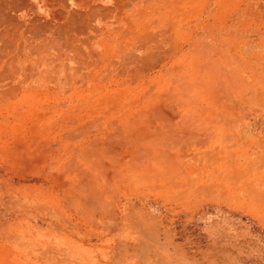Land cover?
<instances>
[{
	"label": "rangeland",
	"instance_id": "obj_1",
	"mask_svg": "<svg viewBox=\"0 0 264 264\" xmlns=\"http://www.w3.org/2000/svg\"><path fill=\"white\" fill-rule=\"evenodd\" d=\"M141 3L1 39L0 264H264V0Z\"/></svg>",
	"mask_w": 264,
	"mask_h": 264
},
{
	"label": "crops",
	"instance_id": "obj_2",
	"mask_svg": "<svg viewBox=\"0 0 264 264\" xmlns=\"http://www.w3.org/2000/svg\"><path fill=\"white\" fill-rule=\"evenodd\" d=\"M11 1L12 0H0V2H4V3H0V15H1L0 20H2V22H0V25L2 23L0 28H5V26H8L6 28H12L11 26L19 27V25H15L16 21L19 24L21 23L20 25L26 24L28 26V24H30V23L34 24L33 26H35L36 28L37 27L38 28L54 27V28H58V29L61 28L59 37H64V38L62 41H61V38L59 39L60 44L65 45L66 48L68 47L67 48L68 50L67 49L64 50L65 52H64V56L62 59L67 57L68 59H70V61H72V58L75 56H73L74 54L73 55L70 54L69 51H70L71 46H74L75 44L76 45L83 44V45H86V47L89 46L90 51L92 49L95 50L97 42H98L96 38L98 35L97 30H98V26H99L98 25V20H99L98 14H99V12L104 11L106 13H109V14H111V18L116 17V19H119L120 21H124V22H125L126 18L123 17V13H127L129 15H132L133 18L135 17L137 19L141 18V14L145 13L147 11L158 13V14L161 13V11L159 9H156V8L147 10L148 8H146L144 6L140 7L141 0H125V1L119 0V2H118V0H51V1L50 0H24V4H23V2L20 3L21 0H13L12 2ZM62 1L65 3H63ZM11 4L14 7L13 6L8 7ZM127 4L128 5L131 4V6H133V8L132 9H127V8L125 9L124 6H126ZM1 5H3V6H1ZM11 7H13V8H11ZM21 7H23V8H21ZM14 8H15V10H14ZM99 8L100 9L102 8V9L100 10ZM98 9H99V11H98ZM1 10L3 13L7 14L6 17H5V15L4 16L2 15L3 13L1 12ZM89 10H91V11H89ZM7 12H9V14ZM73 12H74V15H73ZM76 12L77 13L82 12V13L81 14L79 13V15H78ZM117 12H119V13H117ZM174 12L176 13L177 10L175 9ZM89 13H90V17L94 14L95 19H94V15H93V17H91L92 19L90 18L91 20H89V16H88ZM172 13H173V10H172ZM82 14H84L83 15L84 17L82 16ZM10 15H12V17L14 16V18H15V19L12 18L13 22H12V19H8V17H10ZM77 18H79V19H77ZM82 18L85 21L81 20ZM7 19L9 21H7ZM68 19H71V20H68ZM74 19L76 20L77 23L74 22L75 21ZM122 19H124V20H122ZM101 20H102V18H101ZM79 22H80V24H79ZM83 22H86V23H83ZM8 23H10V24L7 25ZM43 23H45L46 25ZM73 25L74 26L76 25L75 29H74ZM82 25L85 27L83 28ZM91 28L93 29V31ZM77 29L79 30V33H78ZM83 29L85 31H83ZM95 29H96V31H95ZM80 31L83 32L84 35ZM72 35H73V37H72ZM69 36H70V38H69ZM67 43H69V45H67ZM83 55H85V54H83ZM86 55H88V54L86 53ZM89 55H91V56L95 55L94 59H96V53L95 52L91 51L89 53ZM91 83H92V81H91ZM90 86L92 87V84H90ZM93 86H96V82H94V81H93Z\"/></svg>",
	"mask_w": 264,
	"mask_h": 264
},
{
	"label": "bare ground",
	"instance_id": "obj_3",
	"mask_svg": "<svg viewBox=\"0 0 264 264\" xmlns=\"http://www.w3.org/2000/svg\"><path fill=\"white\" fill-rule=\"evenodd\" d=\"M12 1H13V0H12ZM12 1H11V2H12ZM50 1H51V0H50ZM124 1H125V0H124ZM6 2H7V1H6ZM11 2H10V3H11ZM22 2H23V4H24V0H23V1L21 0L20 3H22ZM62 2H63V1H62ZM118 2H119V0H118ZM131 2H132V1H131ZM0 3H4V2H0ZM20 3H19V4H20ZM63 3H65V2H63ZM8 4H9V3H8ZM111 4H112V3H111ZM133 4H134V3H133ZM1 6H3V5H1ZM10 6H13V5L11 4V5H9L8 7H10ZM6 7H7V6H6ZM13 7H14V6H13ZM13 7H11V8H13ZM40 7H41V6H40ZM66 7H67V6H66ZM102 7H103V6H102ZM107 7H108V6H107ZM124 7H125V6H124ZM2 8H3V7H2ZM21 8H23V7H21ZM21 8H20V9H21ZM103 8H104V7H103ZM121 8H122V7H121ZM26 9H27V8H26ZM26 9H25V10H26ZM99 9H100V8H99ZM99 9H98V11H99ZM101 9H102V8H101ZM101 9H100V10H101ZM122 9H123V8H122ZM187 9H188V8H187ZM5 10H6V9H5ZM14 10H15V8H14ZM48 10H49V9H48ZM119 10H120V9H119ZM87 11H88V10H87ZM89 11H91V10H89ZM95 11H96V10H95ZM111 11H112V10H111ZM1 12H2V10H1ZM11 12H12V11H11ZM58 12H59V11H58ZM58 12H57V13H58ZM62 12H63V11H62ZM70 12H71V11H70ZM113 12H114V11H113ZM119 12H120V11H119ZM119 12H117V13H119ZM173 12H174V11H173ZM2 13H3V12H2ZM7 13L9 14V12H7ZM15 13H16V12H15ZM76 13H77V12H76ZM79 13L81 14L82 12H78L77 14L79 15ZM141 13H142V12H141ZM29 14H30V13H29ZM84 14H85V13H84ZM84 14H82V16H83ZM95 14H96V13H95ZM99 14H100V13H99ZM101 14H104V12L102 11ZM139 14H140V13H139ZM139 14H138V15H139ZM155 14H156V13H155ZM2 15H3V16L5 15V17H6L7 14L4 13V14H2ZM17 15H18V14H17ZM30 15H31V14H30ZM73 15H74V12H73ZM93 15H94V14H93ZM93 15H92L91 17H93ZM104 15L107 16V14H104ZM158 15H159V14H158ZM181 15H182V14H181ZM0 16H1V15H0ZM21 16H22V15H21ZM88 16H89V20H91L92 18L90 17V13L88 14ZM119 16H120V15H119ZM131 16H132V15H131ZM73 17H74V16H73ZM83 17H84V16H83ZM181 17H182V16H181ZM12 18H14V16L12 17V15H10V17H8V19H12ZM38 18H39V17H38ZM41 18H42V17H41ZM64 18H65V17H64ZM90 18H91V19H90ZM102 18H103V16H102ZM117 18H118V17H117ZM134 18H135V17H134ZM178 18H179V17H178ZM8 19H7V21H9ZM14 19H15V18H14ZM77 19H79V18H77ZM94 19H95V15H94ZM143 19H144V18H143ZM68 20H71V19H68ZM74 20H75V19H74ZM74 20H73V21H74ZM81 20H83V18H82ZM122 20H124V19H122ZM125 20H126V19H125ZM15 21H16V20H15ZM15 21H14V22H15ZM83 21H85V20H83ZM0 22H2V20H0ZM12 22H13V19H12ZM30 22H31V21H30ZM62 22H63V21H62ZM71 22H72V21H71ZM74 22H76V20H75ZM88 22H89V21H88ZM123 22H124V21H123ZM125 22H126V21H125ZM125 22H124V23H125ZM76 23H77V22H76ZM83 23H86V22H83ZM103 23H106V22H103ZM103 23H102V21H101L100 19L98 20V25H101V24H103ZM187 23H188V22H187ZM9 24H10V23H8L7 25H9ZM11 24H12V23H11ZM18 24H19V23L16 21V22H15V25H18ZM20 24H21V23H20ZM20 24H19V25H20ZM37 24H38V23H37ZM43 24H45V23H43ZM79 24H80V22H79ZM1 25H2V23H1ZM1 25H0V26H1ZM5 25H6V24H5ZM5 25H4V26H5ZM45 25H46V24H45ZM107 25H108V24H107ZM20 26H21V27H20V29H21V28L24 26V24H22V25H20ZM28 26H29V25H28ZM73 26H74V25H73ZM75 26H76V25H75ZM75 26H74V29H75ZM6 27H8V26H5V28H4L2 31H0V44H1V43L3 44V42H4V41L1 42V41H2L1 39H3V40H9L10 38L14 39L13 37L16 36V35L13 36L12 31L9 30V28H6ZM11 27L13 28V26H11ZM16 27H17V26H16ZM29 27H30V26H29ZM59 27H60V26H59ZM64 27H65V26H64ZM82 27L84 28L85 26L82 25ZM106 27H107V26H106ZM12 28H11V29H12ZM31 28H32V26L30 27V29H31ZM37 28H38V27H37ZM67 28H68V27H67ZM95 28H96V27H95ZM103 28H104V26H103ZM178 28H179V27H178ZM201 28H202V27H201ZM25 29H27L26 26H25ZM34 29H35V26H34ZM60 29H61V28H60ZM68 29H69V28H68ZM74 29H73V30H74ZM81 29H82V28H81ZM86 29H87V28H86ZM91 29H92V28H91ZM13 30H14V29H13ZM31 30H32V29H31ZM36 30H37V29H36ZM40 30H41V28H40ZM77 30H78V29H77ZM89 30H90V29H89ZM104 30H106V29H104ZM107 30H108V29H107ZM47 31H48V30H47ZM83 31H85V30L83 29ZM92 31H93V29H92ZM95 31H96V29H95ZM14 32H15V30H14ZM44 32H45V30H44ZM56 32H57V31H56ZM80 32H81V31H80ZM90 32H91V31H90ZM165 32H166V31H165ZM78 33H79V30H78ZM81 33H83V32H81ZM81 33H80V34H81ZM85 33H86V32H85ZM38 34H39V33H38ZM54 34H55V33H54ZM64 34H65V33H64ZM39 35L41 36V34H39ZM39 35H38V36H39ZM83 35H84V33H83ZM18 36H19V39H20V38H24V40H25V39L28 38V35H27L25 32H23L22 30L19 31ZM79 36H80V35H79ZM90 36H91V35H90ZM72 37H73V35H72ZM15 38H16V37H15ZM69 38H70V36H69ZM93 38H94V37H93ZM153 38H154V37H153ZM45 39H46V38H45ZM59 39H60V38H59ZM79 39H80V38H79ZM89 39H90V38H89ZM96 39H97V38H96ZM154 39H155V38H154ZM154 39H153V40H154ZM164 39H165V38H164ZM165 40H166V39H165ZM14 41H15V40H14ZM17 41H18V40H17ZM41 41H42V40H41ZM55 41H56V40H55ZM61 41H62V40H61ZM65 41H66V40H65ZM149 41H150V40H149ZM191 41H192V40H191ZM12 42H13V40H12ZM12 42H11V43H12ZM42 42H44V41H42ZM6 43H7V42H6ZM32 43H33V42H32ZM51 43H52V42H51ZM57 43H59V42H57ZM57 43H55V44H57ZM83 43H84V42H83ZM99 43H100V42H99ZM99 43H98V44H99ZM101 43H102V42H101ZM145 43H146V42H145ZM20 44H21V43H20ZM20 44H18L19 47H20ZM49 44H50V43H49ZM59 44H60V43H59ZM98 44H97V45H98ZM175 44H177V43H175ZM12 45H13V44H12ZM12 45H11V46H12ZM40 45H41V44H40ZM40 45H39V46H40ZM67 45H69V43H67ZM75 45H76V44H75ZM99 45H100V44H99ZM169 45H170V44H169ZM1 46H2V45H1ZM1 46H0V47H1ZM30 46H31V45H30ZM35 46H36V45H35ZM52 46H54V45H52ZM56 46H58V45H56ZM85 46H86V45H85ZM85 46H84V47H85ZM103 46H104V45H103ZM21 47H22V46H21ZM44 47H45V46H44ZM77 47H78V46H77ZM169 47H170V48H168V49L171 50V46H169ZM175 47H176V46H175ZM195 47H196V46H195ZM4 48H6V46H4ZM12 48H13V46H12ZM12 48H11V49H12ZM16 48H17V47H16ZM27 48H29V46H28ZM58 48H59V47H58ZM67 48H68V47H67ZM67 48L65 47V49H67ZM79 48H80V47H79ZM79 48H78V49H79ZM204 48L206 49L207 47H204ZM8 49H9V48H8ZM55 49H56V48H55ZM73 49H74V48H71L72 51H73ZM139 49H140V48H139ZM139 49H138V50H139ZM175 49H176V48H175ZM202 49H203V46L200 45L198 50H202ZM67 50H68V49H67ZM74 50H75V49H74ZM1 51H3V50H1ZM1 51H0V52H1ZM78 51H79V50H78ZM106 51H107V50H106ZM166 51H167V50H166ZM171 51H172V50H171ZM171 51H170V52H171ZM4 52H6V51H4ZM16 52H17V51H16ZM25 52H26V51H25ZM64 52H65V51H64ZM73 52H76V51H73ZM98 52H99V51H98ZM192 52H193V50H192ZM196 52H197V51H196ZM2 53H3V52H2ZM7 53H8V52H7ZM41 53H42V52H41ZM70 53H71V52H70ZM77 53H78V52H77ZM77 53H75V54L77 55ZM165 53H166V52H165ZM180 53H181V52H180ZM180 53H179V54H180ZM183 53L186 54V51H183ZM199 53H200V52H199ZM0 54H1V53H0ZM19 54H20V53H19ZM24 54H25V53H24ZM36 54H37V53H36ZM71 54H72V53H71ZM91 54H92V53H91ZM115 54H116V53H115ZM149 54H151V53L149 52L148 55H149ZM1 55H3V54H1ZM1 55H0V59H2V58H1L2 56H1ZM4 55H5V54H4ZM66 55H67V54H66ZM72 55H73V54H72ZM98 55H99V54H98ZM148 55H147V56H148ZM166 55H168V54H166ZM166 55L163 54L162 56H166ZM27 56H29V55H27ZM59 56H60V55H59ZM68 56H69V55H68ZM105 56H106V55H105ZM151 56H153V55H151ZM180 56H181V55H180ZM199 56H201V55H199ZM50 57H51V56H50ZM50 57H49V58H50ZM70 57H71V56H70ZM106 57H107V56H106ZM144 57H146V56H144ZM144 57L142 58V60L144 59ZM148 57H149V56H148ZM148 57H147V58H148ZM166 57H167V56H166ZM25 58H26V57H25ZM28 58H29V57H28ZM49 58H48V59H49ZM61 58H62V57H61ZM77 58H78V57H77ZM130 58H131V57H130ZM130 58H129V59H130ZM133 58H134V57H133ZM147 58H146V60H147ZM171 58H172V57H171ZM30 59H31V58H30ZM57 59H58V58H57ZM79 59H80V58H79ZM102 59H103V58H102ZM148 59H149V58H148ZM150 59H151V58H150ZM6 60L9 61V58H7ZM10 60H11V58H10ZM32 60H33V59H32ZM43 60L45 61V59H43ZM43 60H42V61H43ZM49 60H50V59H49ZM97 60H98V59H97ZM130 60H131V59H130ZM178 60H179V58H178ZM51 61H53V60H51ZM100 61H101V60H100ZM0 62H1V61H0ZM2 62H3V60H2ZM5 62H6V61H5ZM75 62H76V61H75ZM129 62H130V61H129ZM171 62H172V61H171ZM42 63H44V62H42ZM47 63H48V62H47ZM123 63H124V62H123ZM150 63H151V62H150ZM23 64H25V63H23ZM44 64H45V63H44ZM47 65H48V64H47ZM47 65H46V66H47ZM124 65H125V64H124ZM150 65H151V64H150ZM34 66H35V65H34ZM43 66H44V65L41 64V67H42V68H43ZM54 66H55V65H54ZM147 66H148V65H147ZM6 67H8V66L6 65L5 68H6ZM14 67H15V66H14ZM41 67H40V68H41ZM74 67H75V66H74ZM0 68H2V66H1ZM42 68L39 69V70H42ZM65 68H66V66H65ZM13 69H14V68H13ZM159 69H160V68H159ZM5 70H6V69H4V67H3V72H4ZM39 70H38L37 73H39ZM7 71H8V70H7ZM11 71H13V73H14V70L11 69ZM8 72H9V71H8ZM26 72H27V71H26ZM16 73H17V71H16ZM42 73H43V71H42ZM68 74H69V73H68ZM25 75H26V74H25ZM48 76H49V75H48ZM65 76H66V75H65ZM67 76H68V75H67ZM54 77H55V76H54ZM54 77H53V78H54ZM3 78H4V77H3ZM23 78H24V77H23ZM53 80H54V79H53ZM53 80H52V81H53ZM22 81H23V79H22ZM50 81H51V80H50ZM115 81H116V80H115ZM120 82H121V81H120ZM60 84H61V83H60ZM74 85H75V84H74ZM15 87H16V86H15ZM171 104H172V103H171ZM183 106H184V105H183ZM167 115H168V114H167ZM168 135H169V134H168ZM179 137H180V136H179ZM179 139H180V138H179ZM199 141H200V140H199ZM200 142H201V141H200ZM204 150H205V149H204ZM135 160H136V159H135ZM176 160H177V159H176ZM180 160H181V159H180ZM180 160H179V159L177 160L176 165L178 164V162H179ZM93 163H94V162H93ZM141 163H142V162H141ZM143 163H144V161H143ZM180 163L183 165L184 162H180ZM191 165H192V164H191ZM125 166H126V165H125ZM140 166H141V165H140ZM178 166H179V165H178ZM186 166H187V165H186ZM188 166H189V165H188ZM126 167H127V166H126ZM179 168H180V167H179ZM182 168H183V167H182ZM186 168H187V167H186ZM134 169H135V168H134ZM180 169H181V168H180ZM183 169H184V168H183ZM82 172H83V171H82ZM82 174H83V173H82ZM85 174H86V173H85ZM84 177H85V176H84ZM189 177H190V176H189ZM91 181H92V180H91ZM91 181H90V182H91ZM186 181H187V180H186ZM93 190H94V188H93ZM97 192H98V191H97ZM97 192H95V193H97ZM93 193H94V192H93ZM96 195H97V194H96ZM97 196H99V195H97ZM99 199H101V198L99 197Z\"/></svg>",
	"mask_w": 264,
	"mask_h": 264
}]
</instances>
